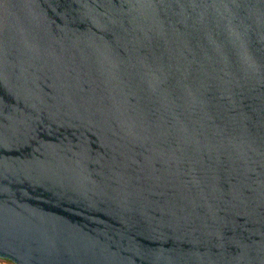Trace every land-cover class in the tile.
Wrapping results in <instances>:
<instances>
[{
	"label": "water",
	"instance_id": "95a60500",
	"mask_svg": "<svg viewBox=\"0 0 264 264\" xmlns=\"http://www.w3.org/2000/svg\"><path fill=\"white\" fill-rule=\"evenodd\" d=\"M0 259L264 264V0H0Z\"/></svg>",
	"mask_w": 264,
	"mask_h": 264
},
{
	"label": "rangeland",
	"instance_id": "374dc122",
	"mask_svg": "<svg viewBox=\"0 0 264 264\" xmlns=\"http://www.w3.org/2000/svg\"><path fill=\"white\" fill-rule=\"evenodd\" d=\"M0 264H13L10 261L0 259Z\"/></svg>",
	"mask_w": 264,
	"mask_h": 264
}]
</instances>
